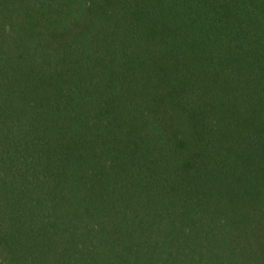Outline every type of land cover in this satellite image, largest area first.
I'll return each mask as SVG.
<instances>
[{"label":"trees","instance_id":"obj_1","mask_svg":"<svg viewBox=\"0 0 264 264\" xmlns=\"http://www.w3.org/2000/svg\"><path fill=\"white\" fill-rule=\"evenodd\" d=\"M0 264H264V0H0Z\"/></svg>","mask_w":264,"mask_h":264}]
</instances>
